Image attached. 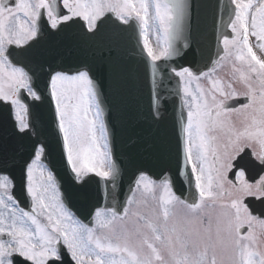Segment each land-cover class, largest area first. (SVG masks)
Masks as SVG:
<instances>
[{
	"label": "snow or ice",
	"instance_id": "obj_1",
	"mask_svg": "<svg viewBox=\"0 0 264 264\" xmlns=\"http://www.w3.org/2000/svg\"><path fill=\"white\" fill-rule=\"evenodd\" d=\"M191 8L189 0H0V114L14 141L0 154V264H264V0H217L215 52L201 51L195 67L181 63ZM105 30L136 38L150 71L144 121L165 123L171 98L173 167L190 198L177 193L172 167L155 175L136 167L118 201L114 105L95 65L53 59L65 40L75 47ZM146 147L168 152L165 142Z\"/></svg>",
	"mask_w": 264,
	"mask_h": 264
},
{
	"label": "water",
	"instance_id": "obj_2",
	"mask_svg": "<svg viewBox=\"0 0 264 264\" xmlns=\"http://www.w3.org/2000/svg\"><path fill=\"white\" fill-rule=\"evenodd\" d=\"M210 37H211V35H209L207 37L208 43L210 42ZM88 43H89V39L83 40L79 44H81L84 47ZM86 60L88 62L92 63L93 56L91 58H86ZM181 62L184 63L185 65H190V67H191L192 64H194V62H195V56H194L193 52L187 51L186 54L182 57ZM102 64L113 65L112 62H107L105 59L103 60ZM197 64H199V63L197 62ZM106 68H107V66H104V65H102L100 67L101 70H105ZM140 72H141V75H140V80H139V88H140L141 93L143 95H146L148 92V89H149V81L150 80L149 81L147 80V77H146L145 72L143 70L140 69ZM127 82H128V80H126L125 82H119L118 84L126 85ZM99 83L102 85V81H99ZM104 83H105V85L103 86V88L113 87V90H115V86H114L116 83L115 79H111V80L105 79ZM118 87L120 88L121 86H118ZM170 99L171 98H169L168 108H167V111L165 113V121L166 122L161 124L159 127H157V129H155L157 132L156 140L158 141V143L159 142H165L167 145V148H168V152H167L166 156H164L163 158H159L154 153L149 158L140 157L139 155H137V157L139 159L136 160V159H134L133 155H131L125 159L126 163L128 164V167L126 170L123 169L122 179L117 181V188H116L118 196L122 199L124 198L127 183L129 182L130 178L132 177L136 167L150 168L153 170L154 175L159 172L160 167H172L171 175L173 176V178L175 180V184H176V182L179 183V180H182L183 178H185V177L177 176L175 173L174 167H173L174 163H175L176 137H175V133H174V130L172 127V121L174 118H176V112H174V108H173L172 103L170 102ZM175 108L178 110L179 106L175 105ZM131 112L133 113V115H136L137 119L142 120L140 107H138V105L136 103L131 108ZM130 118H131V115H129V114H122V116H119V119L121 120V122L126 120V119H130ZM48 130H50V129H48ZM116 158L118 159L117 153H116ZM56 170L58 172L59 168L56 167ZM58 174L60 175L59 172H58ZM60 177H61V180L63 183V178L61 175H60ZM178 186H181V182L178 184ZM178 186L176 184V187H178ZM64 188L66 189V192L70 196H72V193L74 190L72 188L71 181L69 178H66V184H64ZM127 192H128V189L126 190V193ZM20 193H21V191H20ZM72 200H73L74 204L79 203V201L74 196H72Z\"/></svg>",
	"mask_w": 264,
	"mask_h": 264
}]
</instances>
